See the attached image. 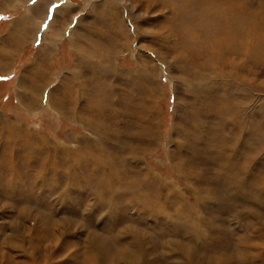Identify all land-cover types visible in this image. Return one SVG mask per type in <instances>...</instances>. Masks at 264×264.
<instances>
[{"label": "rangeland", "instance_id": "374dc122", "mask_svg": "<svg viewBox=\"0 0 264 264\" xmlns=\"http://www.w3.org/2000/svg\"><path fill=\"white\" fill-rule=\"evenodd\" d=\"M182 45L192 46L200 56L191 61ZM31 78L36 87L29 85ZM103 84L112 88L114 98L130 96L126 104L131 103L133 117L119 126L120 138L128 141L138 129L140 136L143 129L155 132L149 140L140 138L147 149L139 161L125 158L124 177L113 181L112 196L107 190L97 195L96 187L89 186V179L104 175L98 168L91 171L93 157L83 155L74 173L65 174L70 163L64 150L72 160L77 154L73 150H93L100 134L63 111L91 121L98 116V123L102 112L95 104ZM3 122V140L5 129L12 127L20 132L15 142L25 136L35 152L40 136L48 150L44 158L29 163L22 150V158L18 153L13 161L0 141V264H127L117 262L110 245L133 250L132 236L124 228L146 236L137 264H188V250H195L192 259L198 264H264V249L250 248L260 253L248 262L242 243L245 236L248 245L260 237L264 245V0H0V126ZM192 122L199 126L194 135ZM211 135L218 148L209 146ZM118 145L114 140L106 149L120 153ZM49 157H54L57 172L43 168L42 160ZM189 164L195 175L190 179L179 169ZM141 167L182 190L192 182L204 196L209 191L210 198L199 206L192 198L187 202L202 217L195 228L208 231L211 243L183 242L176 233L186 222L171 208L165 207L169 217L154 208L159 211L155 221V211L141 202L144 198L125 203L132 199L128 191H137L135 183L141 189L146 185ZM38 170L34 177L31 172ZM128 181L132 186L126 189ZM112 202H119L116 212ZM113 223L120 233L110 232ZM215 224L226 229L222 235ZM159 233L165 235L162 243ZM171 235H176L182 254L166 240ZM90 241L99 245L98 263ZM159 249L161 253L155 252Z\"/></svg>", "mask_w": 264, "mask_h": 264}, {"label": "bare ground", "instance_id": "6f19581e", "mask_svg": "<svg viewBox=\"0 0 264 264\" xmlns=\"http://www.w3.org/2000/svg\"><path fill=\"white\" fill-rule=\"evenodd\" d=\"M216 1V0H215ZM184 3V2H183ZM206 3V2H205ZM180 4V3H179ZM183 8V7H182ZM210 13V12H209ZM32 20V19H31ZM24 27V26H23ZM27 27V26H26ZM29 27V26H28ZM34 28V27H33ZM21 32V31H20ZM125 32V31H124ZM255 33V32H254ZM245 36L247 35H250L251 33L248 31V32H245L244 33ZM187 35L188 36H193L194 34H190L189 32H187ZM260 35V34H259ZM125 36V34H124ZM119 41V40H118ZM21 43V38L19 37V41ZM240 43V42H239ZM183 46V45H182ZM184 47V46H183ZM183 50H186L188 52H190V54L188 55L190 57V60L191 61H195L197 56H200V54H198L196 51L193 50L192 46H185ZM194 53V54H193ZM242 55V54H241ZM185 60V59H184ZM244 61V60H243ZM244 63V62H243ZM203 65V64H202ZM241 65L242 62H241ZM40 71V70H39ZM38 71V72H39ZM95 72V71H94ZM38 77V76H37ZM80 77V76H79ZM43 79V78H42ZM80 84H81V88L82 90H86L87 89V85L85 86V80L83 77L80 78ZM99 80V79H98ZM46 80L42 81V84L45 82ZM29 85L32 87H36V81L34 79H30L29 81ZM105 83L107 85L108 84V80L106 81L105 80ZM78 86V85H77ZM105 84L102 85L101 87V91H100V99L98 100L97 104H95V107L100 109V112L101 113V117L99 118V122L97 123L95 120L98 118V116H91V120L88 119V117H83L81 114H78V113H74V111H72V114H70L68 111H63L65 112L66 115L72 117V120H80L82 121V123H84L86 126L88 127H91L92 129L96 130L97 132H99V137H97L96 140H94L97 144L96 146H93L94 149H90L88 148L87 150H85L84 153L82 152H79V151H75L73 150L74 152H77L76 157L72 158V160L75 162L72 163V160L70 159V155H69V150H64V156H65V160H67L70 164L67 168V170L65 171V174H70V173H74L73 172V169L74 167H78L80 165L79 163V160L81 158H83L84 156L83 155H86V156H90V157H93V161L91 162L92 164L89 165L91 167V171H93L95 168H98L99 170L101 169V171L103 172V174L105 175H100V177H98V179L96 181H93L91 179L90 182H89V186H92L96 187V190L95 192L97 193V195L101 192H103V190H107L108 192H110L111 196H112V192H114V186H113V181L114 180H119L118 177L120 176H123L122 174H125V170L122 169V166L123 164L125 163H128L129 160L132 158H134L135 160H138L139 161V154L143 153L144 152V148L145 150L147 149L146 147H144V143L142 142V144H140V138H147L148 140L150 139L149 138V135H151V133H155L154 131L152 132L150 129H143V133L139 134V129H138V123L136 121V119L138 120L139 119V116L137 115L138 112L135 111L134 115H135V122H136V125L135 127H137L136 129L137 130V133H135V131L133 130V135H130L129 138L127 139L128 141L120 138L118 136L117 133H119L118 129H119V126H121L122 124H128L127 123V119L126 118H131L133 117V114H132V110L130 109V106H131V103L128 105L126 104V102H129V99L130 96L126 97V94L125 95H121L120 98H114L112 94V92L114 93V91L112 90H109L107 87H105ZM244 87V86H243ZM40 88V87H39ZM69 88V87H68ZM71 90V89H70ZM146 90V89H145ZM72 91V90H71ZM79 91V90H78ZM66 92L70 93L69 95L72 96L71 94H73V92H70L69 89L68 91L66 90ZM80 93V92H79ZM96 95V94H95ZM119 95V94H118ZM51 96V95H50ZM82 96V95H81ZM112 97V98H111ZM92 100V99H91ZM95 100V99H94ZM35 101V100H34ZM130 102H131V99H130ZM93 103V102H92ZM123 104V105H122ZM57 105H61V103H58ZM80 106V105H79ZM121 106V107H120ZM129 107V110L127 112V110L124 108V107ZM77 107H78V104H77ZM124 108V109H123ZM125 110V111H124ZM96 111V110H95ZM71 112V111H70ZM232 112V111H231ZM67 116V117H68ZM105 117V120L102 121V119ZM229 118H233V115L230 114ZM227 119V118H226ZM71 120V119H70ZM222 120H225V119H222ZM4 125H6V122H3L0 126V130H4ZM9 129H5L6 132H8V136L5 140H3L2 136H0V141L3 140V144L4 146L6 145L7 147H5V152H6V155L11 158V160L13 159L14 161V158L15 156L17 155L18 156V153L20 154L21 158H22V150H24V155H23V159L25 161H27V163H29L30 161H36V160H40L42 157L44 158V154L45 152L48 150V145H47V141L43 138V137H40L37 139L36 142V146H35V152H34V148L32 145H30V140L29 138L25 137V136H20V140L19 141H16V138H17V135L20 134V132H16L17 129H13L12 127H8ZM197 129L199 128V126L195 123H191L190 125V130L192 131L193 135L195 134L194 133V129ZM245 129V128H244ZM111 131V132H109ZM117 132V133H116ZM17 133V134H16ZM129 132H127L128 134ZM190 133V131H187V134ZM191 134V133H190ZM238 134V133H237ZM94 135V134H93ZM97 136V135H96ZM218 138L221 137V134H217ZM151 137V136H150ZM153 137V136H152ZM229 137V136H228ZM107 138H109V140L107 141ZM133 138V139H132ZM209 138V137H208ZM212 135H211V138L209 139V146L212 147V145H216V147L218 148L219 146H217V143H215V141L212 140ZM152 139V138H151ZM228 139V138H227ZM226 139V140H227ZM114 140H117L119 142V145H118V149L120 150L119 152L120 153H113L114 150H107L106 148H109L108 147V143L114 141ZM122 140V141H121ZM206 140V139H204ZM230 140V139H229ZM120 141H121V144H120ZM197 142V141H196ZM229 142V141H228ZM40 143V144H39ZM55 143V142H54ZM226 143V142H225ZM246 144V142H244ZM1 144V143H0ZM56 144V143H55ZM243 144V143H242ZM34 145V144H33ZM51 145V144H50ZM135 145V146H133ZM230 145V144H229ZM1 146V145H0ZM52 146V145H51ZM55 146V145H54ZM89 146V144L87 145ZM242 146V145H241ZM243 146H245L243 144ZM90 147V146H89ZM101 147V148H100ZM227 147V145L225 146ZM231 147V146H230ZM62 148V147H61ZM205 148V146H204ZM209 148V147H208ZM228 148V147H227ZM232 150H233V147H231ZM56 151L58 150V147H56L55 149ZM227 150V149H226ZM225 150V151H226ZM208 151V149H207ZM223 151V150H222ZM228 151V150H227ZM226 151V153H227ZM210 152V151H209ZM214 152V151H212ZM224 152V151H223ZM212 154V153H211ZM239 155V154H238ZM47 156V155H46ZM128 156V161L127 159H125L126 157ZM216 157H218L219 159V156L215 155ZM202 157V156H201ZM199 158V157H198ZM203 159V157H202ZM212 159V158H211ZM217 159V160H218ZM224 159L227 160V156L225 155L224 156ZM247 159V157L245 158ZM200 160V159H199ZM213 160V159H212ZM215 160V159H214ZM215 160V161H217ZM126 161V162H125ZM204 161V160H202ZM201 161V162H202ZM11 162V161H10ZM205 162V161H204ZM222 163H224V161H222ZM13 165V163H10ZM16 164V163H15ZM41 164V163H40ZM244 164V163H243ZM42 166H44L43 168L46 170V171H54V172H57L55 169H58L57 165L55 164V160H54V157H49L46 161L42 160ZM72 166V168H70ZM74 166V167H73ZM224 166V165H223ZM244 166V165H243ZM14 167V166H13ZM56 167V168H55ZM101 167V168H100ZM174 167V166H173ZM193 165L192 164H189L187 165L186 167H184V170L182 167H180L179 169H181L183 171V175L185 174L186 177L185 178H192L194 175V168H192ZM227 167V166H226ZM142 168V171H143V179H144V182L146 183V185L144 186L143 189L140 188V185L138 183H135V185L137 186V191H132L130 192V190L128 191L131 196L130 198L132 199H129V200H126L127 202H125L126 204L129 203L130 201L131 202H134V203H137L138 201H141L143 198V200L141 202H143L145 205H144V208L145 209H152L153 211H155L153 215V220L156 221L157 219V216H156V213L160 211L161 214H164L165 217H169L167 216L169 213H166L165 211V207L166 208H171L175 211V214L178 216V218H182L185 220L186 222V225L184 228L182 229H179L176 233V235H181L182 237H184L183 239V242L186 240V241H191L192 240H195L194 242H208L211 243L212 240L214 239H210V235L206 232L208 231H205V230H202L200 229L199 227L195 228V221L200 222L202 220V217L199 213H196L195 211H193L192 207H190L191 205L187 202V200H189V198H192L194 199V202L196 203L195 205L196 206H199V204L202 203V201L204 200L203 198H206L208 196V198H210L209 196V191H208V194H206V196H204L203 194V190L200 191L199 189L193 187V185H191V183L189 184H186L184 187H183V190H182V186L181 185H177L175 184L174 182L172 181H169L167 177H165L164 175L162 174H158L157 172L155 171H151L149 167H141ZM13 169V168H12ZM122 170V171H121ZM90 171V172H91ZM227 171V170H226ZM241 171V170H240ZM44 171H42L43 173ZM101 172V173H102ZM179 172V171H178ZM185 172V173H184ZM191 172V173H190ZM244 172V170H243ZM32 175L34 177H36V174L39 173V170L38 172H34L32 171L31 172ZM92 173V172H91ZM122 173V174H121ZM18 174V173H17ZM13 176L12 175V178H11V181L14 180V178L16 177V175ZM56 174V173H55ZM129 174V173H128ZM72 175V174H71ZM236 175V174H235ZM18 176V175H17ZM68 177V176H66ZM72 178V176H69ZM75 177V176H74ZM124 177V176H123ZM128 177V176H127ZM154 177V180L153 182L151 181V179ZM206 177V176H205ZM234 178V176H232ZM264 177V176H263ZM37 178H38V175H37ZM76 178V177H75ZM80 178V177H79ZM142 178V177H141ZM69 179V178H68ZM128 179V178H127ZM263 179V178H262ZM17 180V179H16ZM151 181V182H150ZM183 181V180H181ZM263 181V180H262ZM201 182V181H200ZM238 182V181H236ZM16 183H18V180L16 181ZM232 185L235 183L233 182V180L231 181ZM255 183V182H254ZM258 183V181H256V184ZM261 183V182H260ZM21 184V183H20ZM19 184V185H20ZM51 184V183H50ZM70 184V183H69ZM126 184H128L126 186V189L128 187H131L132 186V182L131 181H128ZM185 184V183H184ZM228 184V183H227ZM12 185V184H11ZM18 185V184H17ZM35 185H38V183L36 182ZM71 185V184H70ZM123 185V184H122ZM23 186V185H21ZM235 186L237 187V189H240L239 185H237L235 183ZM40 187V186H39ZM242 187V186H241ZM254 187V186H253ZM125 188V187H123ZM92 189V188H91ZM93 189V190H94ZM147 189V190H146ZM148 189H150L148 191ZM253 190V189H252ZM244 191V190H243ZM240 192V191H239ZM104 193V192H103ZM117 193V192H116ZM115 193V194H116ZM150 193V194H149ZM245 193V192H244ZM250 193V194H249ZM248 194L253 196L252 194H254L252 191L249 192ZM125 194V193H124ZM129 195V194H128ZM128 195H126V197H124L125 199H127V197H129ZM202 197H201V196ZM211 195V194H210ZM257 195V194H256ZM115 197V196H114ZM232 197V196H231ZM241 197V196H240ZM254 197V196H253ZM207 198V199H208ZM260 198V197H259ZM258 198V199H259ZM175 199H176V202H175ZM212 199V198H211ZM210 200V199H209ZM263 200V199H262ZM101 199L98 200L97 204H101ZM148 201V202H147ZM200 201V202H199ZM206 201V200H205ZM208 201V200H207ZM249 201V200H248ZM215 201L213 200L212 203H214ZM113 203V207H112V210H115L116 212V207H120L119 206V202L118 204L115 203V202H112ZM139 203V202H138ZM205 203V202H204ZM96 204V206H97ZM109 204V203H108ZM111 204V203H110ZM130 204V203H129ZM128 204V205H129ZM141 204V203H140ZM95 205V204H94ZM139 205V204H138ZM140 206V205H139ZM232 206V205H231ZM109 207V206H108ZM153 207V208H152ZM93 208V207H92ZM154 208H160L161 210L157 211L156 209ZM232 209V207H231ZM217 211V210H216ZM216 211L213 213L214 215H216ZM141 213V210L139 211ZM171 212V211H170ZM218 212H221V209L218 210ZM226 212V211H225ZM111 213V211H110ZM227 213V212H226ZM114 214V213H112ZM143 214V213H142ZM149 214V212H148ZM228 214H232V211L229 212ZM239 214V213H238ZM170 215V214H169ZM174 215V213H173ZM175 215V217H176ZM143 216V215H142ZM108 217V216H107ZM239 217V215H238ZM140 219L142 217H139ZM149 218V217H148ZM114 219V218H113ZM110 220L112 224V220ZM143 219V218H142ZM241 219V218H240ZM152 218H151V221H153ZM119 221V220H118ZM118 221H116V224L118 223ZM145 221V220H144ZM154 221V222H155ZM179 221V220H178ZM208 221V220H207ZM114 222V221H113ZM115 223V222H114ZM112 225V227L110 228V232L114 233L113 230H115V232H119L120 231H117L119 229V226L118 225ZM211 223V222H210ZM226 223V221H225ZM182 224V223H181ZM214 224V223H213ZM249 224V223H248ZM257 224L260 226V222H257ZM50 225V224H49ZM48 225V226H49ZM174 225V224H173ZM210 225V224H209ZM108 226V225H107ZM111 226V225H110ZM121 226V225H120ZM199 226V225H198ZM211 227V225H210ZM108 228V227H107ZM106 228V229H107ZM122 228V227H121ZM186 228H188V233L189 235L187 236V230ZM215 228H216V231L219 232V234L222 235V233L220 231L223 230V232L226 230H224L222 227H220L219 225L217 226L215 224ZM226 228V226H225ZM150 229V228H148ZM141 230V229H140ZM121 231H124V232H128L130 233V235L132 236V248L133 250H130V251H127L124 250L123 248L121 249L120 248V245L117 246V245H113V243H111V248H114V251L116 252V256H117V262H119L120 260H125L127 262V264H137V262L139 261V259L141 260L144 255V253L142 251H139L138 247H139V244L142 240H145L144 238H146V236H142L140 234V232H138V229L132 231L130 230L129 228H124L123 230L121 229ZM142 231V230H141ZM145 231V230H144ZM147 231V230H146ZM145 231V232H146ZM232 231V230H231ZM258 229L255 231L257 232ZM108 233V231H106ZM143 233V232H142ZM211 233V232H210ZM120 235V234H119ZM121 235H124L122 234L121 232ZM156 235V234H155ZM163 233H159V239L161 240L160 243L163 242L164 240V237H163ZM176 235H171V236H168L166 238L167 241H169V243L171 245H175L177 246L178 248V253L182 254V248L178 247L179 245L178 244H175V240H176ZM184 235V236H183ZM259 235L261 236V239H262V236L263 234L262 233H259ZM152 236V235H151ZM165 236V235H164ZM220 237V236H219ZM180 238V237H179ZM222 238V236H221ZM227 238V236H226ZM260 237H255L253 238V240L255 241H260L259 240ZM223 239V238H222ZM228 239V238H227ZM180 240V239H179ZM251 240V239H250ZM181 241V240H180ZM179 241V242H180ZM255 241H252L253 243ZM250 242V241H247L246 240V236L242 238V243L245 244V248H246V251H244V256L245 259L250 262V261H253L255 262V256L254 254H258L260 253L259 251L260 250H263L264 249V245L261 244L263 242L260 241V244H257V243H252L250 245H248L247 243ZM186 243V242H185ZM251 243V242H250ZM90 244L92 245L91 247V250L90 252L93 253V259L94 261H96L98 263V261L100 260L99 258L101 257V253H100V248L98 247L99 245L97 244V242H93V241H90ZM118 244V243H117ZM211 245V244H210ZM225 245V244H224ZM116 246V247H114ZM187 246V245H186ZM228 246V245H227ZM191 247V245H190ZM250 248H259L260 250H257L256 253H253V250L250 249ZM113 250V249H112ZM142 250V249H141ZM156 250V249H155ZM256 250V249H255ZM185 251V249H184ZM102 252V250H101ZM147 252V251H146ZM157 253H161L160 249L155 251ZM147 254V253H146ZM145 254V255H146ZM195 254V250H188L187 252V256L186 257V261H189L188 264H198L195 260H193V255ZM155 255V254H154ZM184 255V254H183ZM154 257V256H153ZM258 257V255L256 256ZM153 259H157V258H153ZM161 259V258H160ZM191 259V260H190ZM199 259V258H198ZM159 260V258L157 259ZM211 261V260H210ZM93 262V261H92ZM227 263H230L228 261H226ZM210 263V262H209ZM208 263V264H209ZM90 264V263H89ZM219 264V263H218ZM241 264H247L245 263L244 261L241 263Z\"/></svg>", "mask_w": 264, "mask_h": 264}]
</instances>
